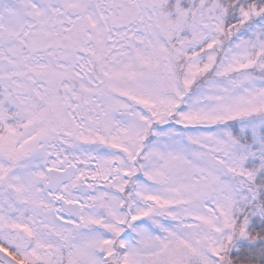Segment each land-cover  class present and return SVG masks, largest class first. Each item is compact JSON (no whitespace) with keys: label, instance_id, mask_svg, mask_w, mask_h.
<instances>
[{"label":"snow or ice","instance_id":"6c2138e0","mask_svg":"<svg viewBox=\"0 0 264 264\" xmlns=\"http://www.w3.org/2000/svg\"><path fill=\"white\" fill-rule=\"evenodd\" d=\"M0 264H264V0H0Z\"/></svg>","mask_w":264,"mask_h":264}]
</instances>
